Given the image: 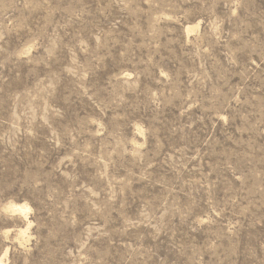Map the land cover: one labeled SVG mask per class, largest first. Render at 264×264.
Here are the masks:
<instances>
[{
	"label": "rangeland",
	"instance_id": "1",
	"mask_svg": "<svg viewBox=\"0 0 264 264\" xmlns=\"http://www.w3.org/2000/svg\"><path fill=\"white\" fill-rule=\"evenodd\" d=\"M7 249L264 264V0H0Z\"/></svg>",
	"mask_w": 264,
	"mask_h": 264
},
{
	"label": "bare ground",
	"instance_id": "2",
	"mask_svg": "<svg viewBox=\"0 0 264 264\" xmlns=\"http://www.w3.org/2000/svg\"><path fill=\"white\" fill-rule=\"evenodd\" d=\"M187 28H188V31H191V30H193L194 27H191L188 25ZM8 207L13 209V211H18L27 217L28 206L26 204H20V203H13L12 202L9 204ZM26 233H27V230L20 229L19 238L24 239ZM7 253H8V249L5 251V253L2 256H0V264H5V257L7 256Z\"/></svg>",
	"mask_w": 264,
	"mask_h": 264
}]
</instances>
